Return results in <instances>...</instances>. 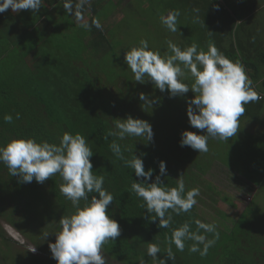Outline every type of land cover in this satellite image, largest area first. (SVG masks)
Returning <instances> with one entry per match:
<instances>
[{"label": "trees", "instance_id": "1", "mask_svg": "<svg viewBox=\"0 0 264 264\" xmlns=\"http://www.w3.org/2000/svg\"><path fill=\"white\" fill-rule=\"evenodd\" d=\"M102 2L88 0L81 11V18L86 13L90 18L80 27L76 25L80 19L66 14L62 7L63 0H44L45 14L40 11L33 14L28 10L18 14L9 10L0 14V145L18 138H35L37 142L59 144L64 132L82 134L93 152L90 158L95 161L93 174L104 177V188L114 197L108 209L109 215L119 223L121 229L119 237L103 245L102 254L106 264L113 261L139 264L141 258L147 264H154L150 257L141 253V250H147V243L158 244L161 248L158 258L166 259L165 253L173 229L187 222L192 231H197L195 220L209 223L199 212V205L207 206L206 197H210L202 179L210 171L211 164L219 157V153L216 156L210 152L214 146L209 142V151L206 153H199L188 146L180 147L183 131L200 133L190 123H179L183 120L179 121L176 97L170 98L167 91L161 92L155 88L147 77L144 84H140L135 81L134 76H130L131 70L123 66L120 54L117 53V48L122 44L114 46V27L106 30L102 24V29L93 25L94 20L102 19L103 23L110 16L108 7L103 6ZM166 3V8L158 10L154 16L159 24L160 16L167 15L171 10L179 13L186 11L185 14L193 15L191 11L198 9V12L195 11L198 17L196 23L203 22L204 19L210 27H204L203 32H199L198 41L184 39V34L177 33L179 36L172 42L181 48L196 44L198 50L204 51H207L211 43L230 60L239 61L243 65L261 99L246 105L245 115L241 118L262 125L264 21L259 19L262 11L253 14L247 22L237 23L243 21L247 13L264 7V0H170ZM216 5H219V10H216ZM143 23L148 27V22ZM177 23L181 25L180 19H177ZM159 30L165 29L160 27ZM237 32L241 37H237L235 41L232 35ZM54 35L57 37L53 38ZM31 40H34L32 44ZM38 47L43 54L44 66L38 69L37 76L25 78L18 73L19 54L15 52L20 48L23 53H28ZM122 47L120 53L123 55L128 48ZM110 56L115 61L110 60ZM119 64L122 66L120 68H124L117 69ZM95 70L106 77V84ZM29 78L34 79V83ZM184 82L191 86L194 81L190 74H186ZM141 93L152 101V106L140 100ZM17 113H20V119H16ZM6 114L12 115V123H5ZM129 115L152 125V142L147 143L144 137L119 139L116 124L119 119H127ZM239 139L241 137H238L236 144H220L228 147V154H237L244 163L253 166V174L264 179V159L260 161L247 158L245 155L251 150L243 147V152ZM113 142L120 145L125 159H131L134 154L142 156L145 171L154 170L149 183L159 175L160 161L167 164V174L162 177L163 187H176L177 179L183 174L181 178L186 191L191 188L200 190V196L197 197L198 209L196 204L188 213H171L169 228H159V220H151L156 219L155 214L150 219L146 209L141 206L144 203L142 199L131 191L133 180L141 182L143 178H137L133 169L126 167L124 160L114 155L110 148ZM242 173L248 181L253 180V175L248 170ZM18 180L19 177L11 176L6 166L0 163V193L9 195L14 204V210L7 216L8 222L28 236L23 230V221L20 222L18 218L36 216L37 212L44 211L49 213L46 218L55 227L56 233L59 232V220L64 215L70 216L75 212L71 201L60 192L62 178L57 174L43 184L35 180L22 184ZM212 202L216 204L215 201ZM83 204L84 201L81 200V207ZM259 210L254 204H250L230 231L216 227L219 239L209 249L207 256L190 252L188 248L192 241L185 242L183 252L177 251L172 245L176 259L174 262L168 261V264H264V221L257 216ZM200 231L205 234L203 230ZM205 235L208 239H214L212 233ZM0 238L5 239L1 230ZM245 239L250 245L248 248H241L240 244ZM38 248L41 249L46 264H57L51 258L49 246L43 244L38 245ZM123 249L128 251V256L121 254ZM20 257L12 259L14 264H22ZM37 262L34 260L30 264ZM39 263L45 264L43 261Z\"/></svg>", "mask_w": 264, "mask_h": 264}, {"label": "clouds", "instance_id": "2", "mask_svg": "<svg viewBox=\"0 0 264 264\" xmlns=\"http://www.w3.org/2000/svg\"><path fill=\"white\" fill-rule=\"evenodd\" d=\"M87 2L88 0H63L62 7L66 14L79 20ZM43 4L44 0H0V14L9 10L17 14L28 10L36 14ZM215 7L219 10V5ZM179 15V11L171 10L167 15L160 16V22L174 33L178 30ZM93 25L102 29L98 19L93 21ZM165 43L170 54L162 56L159 51H153L149 47L148 40L141 39L138 46L126 50L124 63L133 73L136 82L144 84L147 77L155 88L161 92L167 91L170 98L184 96L189 91L195 94L194 98L187 101V116L192 128L204 130L206 134L185 130L181 133L180 147L188 146L199 153H206L209 151L210 138L229 141V138L237 134L239 120L246 112L245 106L261 97L243 65L239 61L230 60L214 44L210 43L207 51H204L198 50L196 44L182 49L171 40ZM186 74H190L194 81L191 86L184 82ZM139 98L144 104L150 103L152 106V101L144 93ZM16 119H20V113L16 114ZM4 121L12 123V115L6 114ZM116 127L119 139L144 137L147 143L154 140L152 125L147 121L134 119L131 115L127 119H119ZM110 148L114 155L124 160L126 167L133 169L137 178H143L141 182L133 180L131 191L142 199L144 203L141 206L146 209L150 219L155 214L156 219L151 220H159V228H169L171 213H188L198 203L199 188L186 191L181 178L183 174L177 179L176 187L162 186V177L167 174L165 161L159 162V175L149 183L154 170L145 171L142 156L134 154L131 159H125L119 144L113 142ZM92 156L93 152L86 138L80 133L73 135L64 132L59 144L37 142L35 138H18L0 145V163L6 166L11 176L19 177V183H31L35 180L43 184L57 174L63 180L60 192L71 201L75 212L70 216L64 215L59 220L60 230L55 234V243L49 244L51 258L57 264H106L102 254L103 245L121 235L119 223L108 212L114 197L104 188V177L93 174ZM81 200L84 201L82 207ZM194 223L197 231H192L187 222L172 230L165 253L166 259L158 258L161 248L152 242L147 243V256L154 264L174 262L176 257L172 245L177 251L183 252L186 241L193 242L188 248L190 252L207 256L220 234L215 224L200 220H195ZM200 230L205 234H214V239H208ZM10 236L13 237L12 234ZM35 251L36 248L32 250ZM139 264L147 262L141 258Z\"/></svg>", "mask_w": 264, "mask_h": 264}, {"label": "rangeland", "instance_id": "3", "mask_svg": "<svg viewBox=\"0 0 264 264\" xmlns=\"http://www.w3.org/2000/svg\"><path fill=\"white\" fill-rule=\"evenodd\" d=\"M101 1H103V6L108 7L110 16L103 23L102 19H99V21L106 30L114 27V29H112L114 35H116L114 38V46H118V44L121 43L122 46L130 49L133 46H138L141 39H146L148 40L149 47L153 51H159L160 54L164 56L170 54L165 42L167 40L174 41L179 36L177 33H181V35L184 34L182 36L184 39L198 41L200 39L199 32H203L204 27H207V29L210 28L207 26L204 19L203 22L196 23L198 17L195 14V11H191L193 15H187L185 14L187 12L184 11L180 13L183 15L181 17L178 16L177 18L180 19L181 27L177 23L178 30L174 32V34L173 32L168 31L162 24H159L157 21L158 19L154 16L158 10L166 8V1L169 3L170 0ZM45 10L46 9L43 6L40 13L45 14ZM258 11H262L259 15V19H263L264 21V7H262L251 11V13H247L248 15L244 18L243 22H247L250 17ZM202 15L203 14L201 13V16ZM89 18L90 16L87 13L84 14V16L76 22L77 27L86 23ZM143 22H148V27H145ZM160 27L165 30H159ZM226 28L227 26H225V29ZM116 31L118 33H116ZM227 35L229 36V33H227ZM232 36L235 41L237 37H241L239 32H237V34L234 33ZM56 37L57 35L53 36V38ZM33 42L34 40H31V44ZM23 45L26 47L28 46L26 44ZM122 46L117 48V53L120 54L123 66L129 70L128 66L124 63V54L122 55L120 53L123 48ZM23 52L24 51L20 48L19 51L15 52V54H19L18 69L19 71L21 69V72L18 71V73L25 78L26 76H32L33 78V76L38 75V69H41L44 66L42 51L38 47L37 49L34 48L31 52ZM111 59L112 61H115V58L112 56H110V60ZM117 67V69L124 68H120L122 67L120 64ZM95 72L100 75L105 82L106 77H104V75L98 70H95ZM130 76H133V73H131ZM32 78H29V80L34 83L35 80ZM120 79L123 80V78ZM194 95L193 92L189 91L184 96H177L175 98V101L178 104L177 113L179 121L183 120L179 123H189L187 116V101L194 98ZM261 117L263 120L262 125H260L261 123L251 122L247 118H241L239 120V130L237 134L234 137L229 138V141H221L212 138L208 141L214 146V149L210 150V152L216 156L217 153H219V157L215 158L211 164L210 171L202 179L210 197H206L207 206L199 205V212L202 218L207 220L210 224H215L217 228L222 230L230 231L245 208L250 204H254L260 209L257 216L264 221V179L253 174V166L251 167L248 163H244L243 159L237 154L230 153L233 146H231V149L229 150L230 154H228V147H224V144H220V142H224L225 144H227V142L236 144L238 137H241L238 141H241L239 144L242 147V151L244 152L243 147L251 150L245 156H247V158L252 157L263 161L264 109L261 112ZM159 118H161V116H159ZM195 131L200 134H206L204 130L195 129ZM72 134L75 135L74 132H72ZM248 136H252V138ZM225 159H227V161ZM91 162L94 168L95 161L91 160ZM247 170L253 175H251L253 180L248 181L243 175L242 172H247ZM11 199L12 198L9 195L0 193V230L2 236L5 238H0V264H14L15 257L19 256H21L19 261L22 264H30L34 260L38 261L37 264H40V261H43L46 264L44 255L41 254V249L38 248V245L42 246L44 244L49 246V244L54 243L56 239L55 227L46 218L49 213L41 211L42 213L37 212L36 216H22L18 218L20 222L23 221V230L28 234V236H25L15 227L14 224L11 225L7 220V216L12 210H14V204L11 202ZM212 201H215L216 204ZM196 206L198 209V204ZM44 217L46 220L42 219ZM10 234L13 235V239ZM14 239H16V242ZM240 245L241 248H245L250 244L245 239L242 240ZM35 248L36 251L32 252ZM141 253L147 255V250H141ZM121 254L123 256H128V251L123 249ZM110 264L121 263L113 261Z\"/></svg>", "mask_w": 264, "mask_h": 264}, {"label": "crops", "instance_id": "4", "mask_svg": "<svg viewBox=\"0 0 264 264\" xmlns=\"http://www.w3.org/2000/svg\"><path fill=\"white\" fill-rule=\"evenodd\" d=\"M243 21L241 20L240 23H242Z\"/></svg>", "mask_w": 264, "mask_h": 264}]
</instances>
